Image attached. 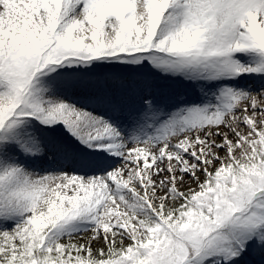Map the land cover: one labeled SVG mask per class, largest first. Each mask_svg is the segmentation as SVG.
I'll return each instance as SVG.
<instances>
[{
  "label": "snow or ice",
  "instance_id": "snow-or-ice-1",
  "mask_svg": "<svg viewBox=\"0 0 264 264\" xmlns=\"http://www.w3.org/2000/svg\"><path fill=\"white\" fill-rule=\"evenodd\" d=\"M0 264H264V0H0Z\"/></svg>",
  "mask_w": 264,
  "mask_h": 264
}]
</instances>
